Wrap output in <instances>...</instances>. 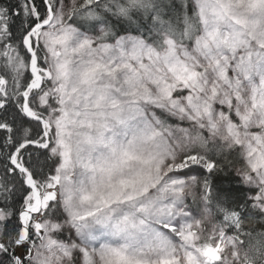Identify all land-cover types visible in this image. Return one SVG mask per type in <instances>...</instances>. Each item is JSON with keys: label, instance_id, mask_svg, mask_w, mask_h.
Wrapping results in <instances>:
<instances>
[{"label": "snow or ice", "instance_id": "1", "mask_svg": "<svg viewBox=\"0 0 264 264\" xmlns=\"http://www.w3.org/2000/svg\"><path fill=\"white\" fill-rule=\"evenodd\" d=\"M0 264H264V0H0Z\"/></svg>", "mask_w": 264, "mask_h": 264}]
</instances>
